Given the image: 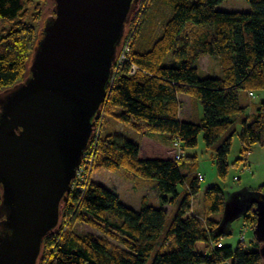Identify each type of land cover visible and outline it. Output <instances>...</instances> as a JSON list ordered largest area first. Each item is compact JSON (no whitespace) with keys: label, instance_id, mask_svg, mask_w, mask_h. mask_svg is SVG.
Listing matches in <instances>:
<instances>
[{"label":"trees","instance_id":"trees-1","mask_svg":"<svg viewBox=\"0 0 264 264\" xmlns=\"http://www.w3.org/2000/svg\"><path fill=\"white\" fill-rule=\"evenodd\" d=\"M223 1L160 0L170 11L161 33L156 37L152 32L138 37L134 33L125 60L115 67L110 92L98 118L115 117L143 137L163 134L172 146L178 141L180 162L173 158H141L140 146L121 134L98 135L89 146L99 168L108 172L123 170L132 178L154 182L160 207L150 205L143 197L135 211L124 206L115 191L90 178L83 189L67 195L64 215L69 223L87 224L117 245L92 234L54 231L43 239L36 264L263 262L259 243L254 250H247L242 242L235 248L216 247L222 235L220 221L212 215L225 211V194L218 185L202 191L204 210L199 218L192 209V200L201 192L200 182L181 173L183 152L196 148L200 134L205 147L214 151L213 163L221 179L228 173L227 158L236 123L241 126L240 153L256 145L264 146V103L248 121L240 120L246 106L239 100L240 92L253 96V91L264 90V0H245L248 12L216 10ZM25 4L26 0H0V20L11 24L0 34L2 91L25 79L27 62L39 38L35 28L23 20ZM142 23L139 28L145 26ZM199 57L215 60L221 76L200 79L195 64ZM132 67L136 68L133 74ZM180 96L190 99L193 111L201 110L200 119H180ZM226 133L229 134L224 137ZM179 185L185 189L182 198L176 190ZM260 187L264 193V185ZM178 200L175 216L166 228L165 207H173ZM253 220L255 223L256 212Z\"/></svg>","mask_w":264,"mask_h":264},{"label":"water","instance_id":"water-1","mask_svg":"<svg viewBox=\"0 0 264 264\" xmlns=\"http://www.w3.org/2000/svg\"><path fill=\"white\" fill-rule=\"evenodd\" d=\"M137 0H53L28 76L0 94V264H36L93 136ZM255 239L264 259V193Z\"/></svg>","mask_w":264,"mask_h":264},{"label":"rangeland","instance_id":"rangeland-1","mask_svg":"<svg viewBox=\"0 0 264 264\" xmlns=\"http://www.w3.org/2000/svg\"><path fill=\"white\" fill-rule=\"evenodd\" d=\"M53 8V0H26L23 20L33 26L35 28L36 34H39L42 32L46 20L49 17L54 16ZM216 10L224 12H248L250 8L245 0H224L219 6H217ZM169 15L170 11L168 9H164L160 0H137V2L134 4L133 11L130 12L128 23L125 26L123 36L117 47L115 56L117 58H115V62L120 59L123 52L127 53V49L125 50L123 46L126 42L130 43L134 33L137 35V37L140 34H142V36H146L151 32L154 34V37L158 36L161 33V25L163 24L164 19L168 18ZM142 22L145 23L144 27ZM139 24H143L142 27L144 29H142V27L139 28ZM10 25L11 24L2 22L0 20V34L6 29H9ZM138 28L139 30L137 32ZM140 31H143V33H140ZM31 58L32 54L27 62L26 77L28 76V68L30 66ZM195 64L199 69L200 79L212 76H221L219 67L217 66V62L215 60L209 59L208 57H199L195 61ZM115 71L114 63L113 73ZM210 73H212V75H210ZM2 92L3 91L0 90V94ZM181 99L183 100L184 109L187 108L189 105L188 100L190 99L187 97H181ZM239 100L242 106H246V110L240 117V120L250 121L256 114L257 107L261 103H264V90L253 91V96L251 98L247 92H240ZM184 109L181 111L184 112ZM115 113L117 114V112ZM99 122L100 126H98ZM94 127L93 137L95 139L98 135L103 136L108 133L113 134L116 132H121L129 141L141 146L145 155L148 153H150L148 155H154L151 149L154 144L149 142L150 144L147 145V141H145L139 133H136L134 130H132L130 124L127 125L120 123L115 117L113 118L106 115L102 119H98L97 124ZM141 127H144V124H142ZM240 129L241 126L239 123H236L232 128V130H234L236 133L231 140V150L227 158L229 168L227 176L224 179L218 177L216 167L213 163L214 151L205 147L202 134H200L198 138L196 148L187 149L183 152L181 173L187 177L189 175L196 178L197 175H202L204 177L203 181L198 180L200 182L201 192L195 195L192 200V209L194 213L199 216V218L202 217V212L204 210L202 191H204V188L207 185L212 183L217 184L225 194V211L222 214L212 215L214 220L220 221L219 230L221 231L222 235L219 240L220 243L216 245V247L222 245L235 248L240 242H242L243 246L247 250H254L257 249V243H259L260 246L262 245L255 239L253 230L256 222L254 223L253 218L256 212L255 201L259 199L258 197L261 194H263L261 193L262 191L260 186L264 185V146L256 145L252 147L249 152L240 153ZM228 134L229 133H226L224 137L228 136ZM164 136L165 135L163 134H153V137L158 141H162V137ZM89 155L93 158L91 161L92 171L88 173V170L84 169L83 173H80L81 175L79 178H82L84 181H86V178L87 180H90L91 178L93 181H98L102 186L115 191L120 199V202L124 206L135 211L139 210L143 197L146 198L150 205L154 207H160V205L157 204L158 200L155 193L154 182L145 181L139 178H132L127 176L123 170L108 172L99 168L96 164L92 145L90 147ZM140 157L142 158L141 155ZM188 157H195V159L189 160ZM239 157L241 158V162L233 166V163ZM146 158L159 159V157H156V155ZM180 160L181 158L176 162H180ZM84 184H86V182L82 184V189ZM211 187L213 186H210L209 188ZM176 190L179 193L180 198H182L184 195L183 191L185 190L184 186L179 185ZM72 192L70 189L69 194H72ZM238 197H240V201H238ZM179 202L180 200H178L176 205L173 207H166V212L168 214L166 228L174 218L176 209L179 206ZM64 208V203H62L60 207L59 225L56 231L59 232L60 230H70L77 234H92L98 238L106 240L114 246L117 245L113 239L106 237L104 234L93 229L87 224L76 222L69 223L67 217L64 215ZM2 221L3 217L0 216V223ZM241 239H243V241H240ZM154 255L155 253L152 255L149 263H151ZM261 264H264V259Z\"/></svg>","mask_w":264,"mask_h":264},{"label":"crops","instance_id":"crops-1","mask_svg":"<svg viewBox=\"0 0 264 264\" xmlns=\"http://www.w3.org/2000/svg\"><path fill=\"white\" fill-rule=\"evenodd\" d=\"M210 75H212V73H210ZM181 97H187V96H180L179 97V100L183 104V100L181 99ZM188 104H189L188 107L185 108V109H184V106H182L183 107L182 109H184V112L183 111H180V119L183 120V121H189V120L190 121H193V120L200 119L201 118L200 110L197 109V111H193V109L191 107L190 100H188ZM115 134H121V136L123 135V133H121V132H116ZM143 139L145 141H147L146 142L147 145L150 144L149 142H151L152 144H154L151 149H152V152L154 153V155H156V157H159V159H172L173 158L174 149H173L172 145H170V142L168 140H166L165 137H162V141H160V140L158 141L154 137H151V138H149V137H143ZM140 151H141L142 157H144V158L149 157V156H154V155H148L150 153H148V154L145 155V153H143V151H142V147L141 146H140ZM94 182H97L98 184H100L98 181H94ZM215 185H217V184H214V183L209 184V185H207L204 188V190L208 189L210 186H215ZM238 201H240V197H238ZM168 208H170V207H168ZM165 210H167L166 207H165Z\"/></svg>","mask_w":264,"mask_h":264},{"label":"built area","instance_id":"built-area-1","mask_svg":"<svg viewBox=\"0 0 264 264\" xmlns=\"http://www.w3.org/2000/svg\"><path fill=\"white\" fill-rule=\"evenodd\" d=\"M127 45H128V42H126L124 44V46H123L125 50L127 49L126 48ZM124 60H125V52H123L122 55H121V57H120V59H118L115 62V67H118ZM135 71H136L135 70V67H132L130 73L133 74ZM249 96L252 97V94H249ZM99 117H100V115L97 117V119ZM97 119L94 120L95 125H96ZM93 134H94V130H93ZM93 136H92V139H91L90 143H92L93 140H94V137ZM90 143H89V145H90ZM173 149H174L173 160L174 161H179V159L181 158V147H180V143L178 141H175V143L173 144ZM89 153H90V147H89L88 150L85 151V153H84V155L82 157L81 163L79 165V168L76 171L75 178L73 179V181L71 183V192L72 191L73 192L80 191L82 189V184L87 181V178H86V181H84L82 178H79V176L81 175L80 173L81 172L83 173V170L84 169H87L88 170V173L92 171V163H91V161L93 160V158L89 155ZM82 176H84V175H82ZM197 179L199 181H203L204 180V177L202 175H197ZM240 241H243V239H241ZM218 247H220V246H218Z\"/></svg>","mask_w":264,"mask_h":264}]
</instances>
